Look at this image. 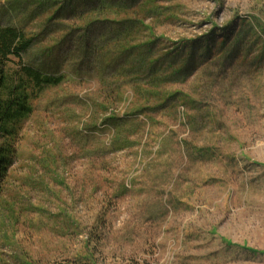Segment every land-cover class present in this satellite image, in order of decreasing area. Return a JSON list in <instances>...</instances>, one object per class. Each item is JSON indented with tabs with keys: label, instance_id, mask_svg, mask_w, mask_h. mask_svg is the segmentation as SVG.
I'll return each instance as SVG.
<instances>
[{
	"label": "rangeland",
	"instance_id": "1",
	"mask_svg": "<svg viewBox=\"0 0 264 264\" xmlns=\"http://www.w3.org/2000/svg\"><path fill=\"white\" fill-rule=\"evenodd\" d=\"M155 2L144 17L156 49L182 53L208 35L212 57L154 86L174 100L152 111L141 87L98 74L96 58L114 48L101 41L108 24L91 25L81 75L46 87L21 123L0 196V264H264V0ZM0 22L30 35L45 23L18 0H0ZM61 28L50 24L10 77L67 33L61 54L79 56Z\"/></svg>",
	"mask_w": 264,
	"mask_h": 264
},
{
	"label": "trees",
	"instance_id": "2",
	"mask_svg": "<svg viewBox=\"0 0 264 264\" xmlns=\"http://www.w3.org/2000/svg\"><path fill=\"white\" fill-rule=\"evenodd\" d=\"M155 1H142L132 7L129 0H18L25 9L30 10L33 17L45 21L42 33L30 35L22 27L0 22V196L5 190L10 169L17 156L15 143L21 123L33 111L31 100L38 97L46 87L57 86L65 79L81 75L82 56L92 52L94 43H88L86 36L89 27L96 21L101 20L108 24L100 37L105 45L114 48L104 54L106 58L103 55L96 58L99 63L96 67L98 74L105 77L106 70L111 68L116 71L115 78L118 80L131 81L141 87L137 93L148 94L149 99L152 97L155 100L154 104L147 108L152 111L167 107L173 99L160 96V93L153 89L154 86L164 87V83L171 76L183 72L188 67V58L199 62L208 61L212 57L216 42L208 35L192 40L191 43L183 42L182 53L186 56L179 51L169 55L171 52H162L163 48L156 49L158 43H162L161 38L157 37L151 26L146 25L144 17L147 9H158ZM109 14L114 18H109ZM98 16L105 19H93ZM120 17L123 18L116 19ZM65 21L72 22L73 27L79 26L81 30L68 26ZM52 23L62 27L60 31H64L65 26L72 30L79 56H71L75 55L73 52L61 54L60 45L67 33L62 39L55 38L51 44L43 46L39 53V65L25 66L20 76L10 77V63L14 59H23L37 44L46 41L47 38L42 37L48 33ZM144 29L149 32L145 33ZM226 36L227 34L221 42L223 50L228 45ZM172 43L176 45L178 42ZM74 58L76 64H71L70 61ZM147 83L153 86L144 88L143 85ZM115 119L109 116L106 122Z\"/></svg>",
	"mask_w": 264,
	"mask_h": 264
}]
</instances>
